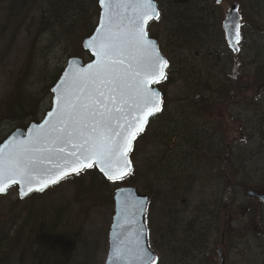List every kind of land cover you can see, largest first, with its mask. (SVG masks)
<instances>
[{"label":"rangeland","instance_id":"obj_1","mask_svg":"<svg viewBox=\"0 0 264 264\" xmlns=\"http://www.w3.org/2000/svg\"><path fill=\"white\" fill-rule=\"evenodd\" d=\"M27 1L32 4L31 10L27 7L24 11H20L21 13H25L26 11L30 12L24 27L22 29L17 28V23H14L12 26L9 25V27L11 26L10 29L3 24V15L9 6V1L0 0V32L5 30L3 34H0V142L9 132L18 129V126L24 127L27 121L41 120L43 113L49 110L51 105V96L49 93H46L45 86L49 87L52 84L50 75L53 74L55 78L59 76L61 68L65 65L68 58L76 56L85 61L89 60L80 47L82 41L81 33L77 32L71 35V37H68L69 39L67 40H65L63 36H59L58 33H56V37H45V35H41L43 33V28L39 24L42 5L41 0ZM155 1L162 11V14L165 12L167 15L168 13H166L167 9L165 7L168 3L167 0ZM195 1H199L204 8L215 9V14L220 19L219 27L213 30L212 27L207 29L205 31V36L203 35V38L197 43L191 40V34H189L187 41L190 42L192 46L193 44L194 46L195 44L200 46L201 51H191L187 47L177 48V46L172 43L173 41L166 39L164 26L168 22L166 21V17L168 18V16H170L169 14L168 16L164 15L160 18L159 22L151 24L148 29V33L160 44L161 55L163 54L169 60L170 66L167 70L169 81L167 84H163L159 87L162 91L164 90L162 112L146 127L142 132L143 135L133 141L132 146L134 149L129 157L133 168V176L130 183L133 182V185L141 194L149 195L152 201L149 206L146 224L149 244L154 249L157 257L155 264H161L160 259L161 261L163 260L162 264H170L169 258L166 256H162V258L161 254L166 253L164 252L166 251L164 237H166L170 231L169 221L172 205L176 204L177 209L183 208V210H185V203L183 202L187 200V202H189V209L191 210V208L194 207L196 211V209H200L202 202H205L210 196H205L203 199V191H200V187L202 185H204V187L207 186L206 178L201 174L196 176L199 178L196 179L195 183L191 180L193 191L190 197H188L183 190H171L170 192L167 189L169 187H165L160 178L162 174L157 170V165H152V160H163L172 142L176 144L174 146L175 149H178V139L176 138L177 134H172L176 135V137L172 138L169 130L167 132L165 131V133H161L155 128L167 126V121L170 122L169 125H171V123H179L178 120L181 112L186 108L191 109V106L186 104L187 99L184 100V98L196 91H201L204 97L207 95L208 90L212 91L214 93L212 107L215 108L217 112H222L224 114L225 111L227 113V109L222 108V105H225L226 102L219 104V97H217V95H220L219 92L223 91L227 78L233 76L236 72L238 73L240 67H242L244 83L247 85V98L253 94V87L259 89V93L254 101H247L243 106L239 103H234L231 107L228 106V113L231 115L234 122L232 123L233 141L235 142V147L239 148V153L235 152L240 156L239 167H237L235 161L230 163V165L226 162L224 163L221 159L215 164H218L219 168L227 167V169H230L232 165L235 164L234 170L228 173L229 182L226 187L227 190H230L229 194L233 193L234 198H236L234 204L240 209L239 215L245 213L243 210L247 209V206L255 209L253 204L244 196L245 188H257L260 185H264V84H262V81L254 80L253 78L252 70L257 71L258 68L250 67L254 51L249 50L251 43L255 48H259L262 42H264V37L260 38L258 36L254 38L253 35V38H250V31L243 30L244 37L239 46V59L243 61L240 67L234 62L227 66V59L224 61V58L222 62H220L217 54L221 52V57L228 54L230 55V52L227 51L226 45L224 44L223 31L220 26L224 19V14L232 3L237 2L239 4L240 10L244 12L242 17L245 18L246 23L251 21L252 24L255 26L257 25L260 29L264 28V9L261 13L254 10L251 4L252 0H222L219 5L215 3L217 0ZM210 4L214 5L211 7ZM20 16H22L23 20V14ZM19 19L18 22H21L20 17ZM93 21L94 19L92 20V24ZM1 24H3V26ZM38 31H40V33ZM38 34H40V36H38ZM199 37H201V35H198V38ZM206 39L209 42L204 43ZM33 40H35V44ZM255 41H258L256 42L257 45ZM224 50L226 53L223 52ZM263 57L264 50H259L256 58L263 59ZM234 80L235 78L232 77V82H234ZM262 85L263 88H261ZM209 93L211 94V92ZM20 96L24 100H26L28 96L33 99L29 104L30 109H26L27 114H29V112L34 113L33 118L25 120V118H23L24 114H21L22 111L16 116V111L18 110L14 108V104L15 101H18ZM228 99H230V97H228ZM191 112L194 114V110H191ZM262 114L263 116H261ZM9 117H13L12 120H7ZM241 121H243V126L240 125L242 124ZM178 123L173 126V129H176ZM238 139L244 142L238 143ZM160 143H165L166 147ZM176 152V150L172 151L173 154ZM222 177L225 178L224 175ZM157 178H159V181H157ZM82 180L86 181L87 177H81V179L76 181H74V179H66V181L55 186V188L44 192L43 196L38 195L40 197H35L33 200L27 199L22 202L18 200L16 189L11 188L5 195L0 197V218L5 222V220H8L10 217L12 211L17 213L22 209V206L31 205L30 202H34L33 206L35 207H39L38 201L41 200L51 201L61 206L69 204L71 205V216L75 218L79 216V220L85 221L83 226L84 235L91 249L88 255L91 260L90 264H103V259L108 249L107 233L111 226L113 204L111 203L105 206L101 203V200L95 199V201H93V198L84 201L81 197H78V200H76V196L80 194L76 190V187ZM122 185L127 186L130 184L127 182ZM122 185L120 183H111L105 191H103L104 193L101 192V197H105V195L112 193L113 190L122 187ZM228 186H233V190ZM163 193H166V198L163 197ZM206 193H209V191ZM16 202L19 204L16 205ZM23 203L25 204L23 205ZM206 204L208 205L210 203ZM7 213L8 216L5 219ZM194 214H196V212ZM257 214V219H262L264 221V205H262V208L258 207ZM189 217L190 216L187 218ZM247 226H250L249 222ZM257 226L258 230L263 233L264 222H259ZM217 242L218 238L216 240V243ZM244 246H246V244H244ZM248 246L249 254L244 253L246 256L245 259L248 258L249 261H245V264H261L263 261L264 249L255 247L253 243H248ZM172 247L177 249V246L172 245ZM204 247L209 249L208 244L207 246L203 245L201 251L198 253L195 252L194 254L193 249L187 250L186 253L181 250V255L178 257L175 256L176 258H174L176 264L179 260L178 264H207L205 262L208 260H206L205 255L200 258L201 253H204L206 249ZM239 248H241V246ZM186 254L192 257L193 262L190 258L186 257Z\"/></svg>","mask_w":264,"mask_h":264},{"label":"snow or ice","instance_id":"obj_2","mask_svg":"<svg viewBox=\"0 0 264 264\" xmlns=\"http://www.w3.org/2000/svg\"><path fill=\"white\" fill-rule=\"evenodd\" d=\"M99 3L104 14L97 35L87 45L96 62L57 90V110L49 113L40 131L27 141L0 149V193L19 183L23 196L27 194L24 186L27 192L33 191L34 184L36 190H43L94 165L112 182L130 173L132 140L148 118L161 110L159 94L149 85L166 78L168 61L145 31V25L159 19L160 13L153 0ZM69 144L71 150L60 155ZM54 154L63 163L42 167Z\"/></svg>","mask_w":264,"mask_h":264},{"label":"trees","instance_id":"obj_3","mask_svg":"<svg viewBox=\"0 0 264 264\" xmlns=\"http://www.w3.org/2000/svg\"><path fill=\"white\" fill-rule=\"evenodd\" d=\"M8 1L9 6L3 15V24L9 27V25L12 26L14 23H17V28L22 29L30 12L26 11L25 13H21L20 11H24L27 7L31 10L32 4L27 0ZM262 1L264 2V0ZM167 2L165 6L167 9L166 13L170 16H168V14L166 15L165 12L161 15V18L164 15L168 16V18L166 17V21L168 22L164 26L166 39L173 41L172 43L177 46V48L187 47L191 51H201L200 46L196 44L192 46V44L187 41V38L189 34H191V40L197 43L203 38V35L205 36V31L207 29H210L213 25L219 27L220 19L218 16L213 18L209 14L212 23L205 22L203 19L205 12L215 13V9L204 8L199 1L196 2L195 0H167ZM41 3L39 24L43 28V33L41 35H45V37H56V33H58L59 36H63V38L67 40L69 39L68 37L79 32L82 37L85 38L90 36L95 27V21L98 16L95 0H41ZM261 11H263V9H261ZM261 11L257 10L258 13H261ZM21 14L24 16L23 20L22 16H20ZM19 17L21 18V22H18L20 20ZM206 18H208V16H206ZM93 19L94 21L92 24ZM3 24L1 25L3 26ZM11 26L9 27L10 29ZM243 28H245L244 30L250 31V38H253V35L254 38L258 36L260 38L264 37V28L260 29L254 24L244 26ZM3 32H5V30L1 31L0 34H3ZM38 32L40 33V31ZM198 35H201V37L198 38ZM38 36H40V34H38ZM33 42L35 44V40H33ZM256 42L258 41H255L257 45ZM204 43H206V40ZM249 50L254 51L253 60L257 62L256 64L252 62L250 67L255 65L254 67H257L259 70L261 66L264 68V57L263 59L256 58L259 50H264V42H262L259 48H255L251 43ZM50 78L52 84L49 87L45 86L46 93H49L51 86L55 83L54 81L56 78L53 74L50 75ZM165 84H167L166 81ZM32 100L30 96H28L26 100L22 99L20 96L18 101H15L14 104V108L18 110L16 111V116L22 111L21 114H24L23 118H25V120L33 118V112H29V114L26 112V109H30L29 104ZM188 106H191V108L195 107V105L192 104ZM261 116H263V114ZM12 118L13 117H9L7 120H12ZM186 124L187 123L184 122L176 127L179 140L185 138L187 129H190V126L192 127V122L187 126ZM239 157L238 154L235 156L237 167L240 165ZM81 177H87V180H82L76 187V190L80 193L76 196V200H78V197H81L84 201L93 198V201H95V199L101 200V203L105 206L111 204L112 193H108L103 198L100 195L109 184L100 178L96 170L90 169L77 176L75 179L79 180ZM75 179L74 181H76ZM131 183L133 184V182ZM44 192L40 194V196H43ZM40 196L33 195L29 199L33 200V198ZM163 197L166 198V193H163ZM33 203L30 202L31 205L29 206H22V209L17 213L12 211L10 217L8 220H5V222L0 218V264H90L91 260L88 255L91 249L84 235L83 226L85 221L79 220V216L76 218L71 216V205L67 204L61 206L51 201L41 200L38 201L39 207H35ZM15 204L18 205L19 203L16 202ZM24 204L25 203H23V205ZM7 216L8 213L5 219ZM244 226L247 227L246 224ZM173 236L174 234L172 230H170L168 235L164 237V244L166 245V251L164 252L166 253L161 254V257L166 256L169 258L170 264H176L174 260V258H176L175 256L178 257L181 255V250L179 251L175 249V247H172V245H174L172 242ZM205 237L204 234L201 235L198 231H192L188 235L185 234L184 240L180 244L183 248L182 251L186 253L187 250L193 249L196 253L200 252L201 247L205 245ZM261 248L264 249V245H262ZM188 254H186V257L190 258L192 261V257ZM160 263L162 264L163 260L161 261L160 259Z\"/></svg>","mask_w":264,"mask_h":264},{"label":"flooded vegetation","instance_id":"obj_4","mask_svg":"<svg viewBox=\"0 0 264 264\" xmlns=\"http://www.w3.org/2000/svg\"><path fill=\"white\" fill-rule=\"evenodd\" d=\"M250 24L252 23L245 22L243 25L249 26ZM235 54L236 56L240 54L239 49ZM251 62L257 63L253 59ZM254 66L255 65H253V67ZM252 74L254 80L262 81V84H264L263 68L257 71L252 70ZM232 77L235 78L234 82H232ZM225 84L223 91L220 92V95H217V97H219V104L226 102L225 105H222V108L227 109V113L224 110V114L222 112H217V110L212 107L214 94L210 90L207 91L205 97L201 91H196L184 98V100L187 99L186 104H192L195 105V107L191 109L186 108L181 112L178 120L179 123L176 122L178 123L177 126L188 121L192 122V126L196 129L194 122L201 120L202 128L198 130L201 132L198 138L199 141L196 142V144H188L189 146H186L181 144L178 136L176 137V135H172L174 133H171L172 138L176 137L178 139V149H175L174 146L176 144L172 142L170 149L167 151L169 159H167V162L163 165L164 168L163 166H157V170L162 174L160 178L165 187L168 186L171 188H167L170 192L171 190L176 191L180 189L190 197L193 191L191 180L195 183L196 179L199 178L196 176L200 174L206 178V180L209 179L211 181V187L215 188L205 202H202L200 209L195 208L196 211L194 207H192L191 210L189 209V202H187V200L183 202L185 203V210H183V208L177 209L176 204L172 205L169 223L170 230H172L176 238L177 249L179 251L182 250V246L178 244L179 242H183L185 234L188 235L196 229L198 233H201V235L204 234V236L208 238L205 245L207 246L208 244L209 249L204 247L206 249L200 256V258H202L205 255L206 260L209 261L205 263L245 264V261H249L248 258L245 259V253L249 254L248 243H253L255 247L259 248L264 245V232L261 233L257 226L259 222H264L262 219H257V209L258 207L262 208V205H264V185H260L257 188H245L244 196L253 204L255 209L247 206V209L243 210L246 214L239 215L240 209L234 204L236 198H234L233 193L229 194L230 190H227L226 187L229 182L228 173L234 170L235 164L232 165L230 169H227V167L219 168V165L215 163L221 159L224 163L230 164L235 161V156L237 155L234 151L235 142L233 141L232 123L234 122L231 115L228 113V106L231 107L234 103H239L243 106L247 101H254L258 96L259 89L253 87V94L247 98V85L244 83L242 67H240L238 75L234 74L228 77ZM261 88H263V85ZM209 92H211V94ZM228 97H230V99H228ZM191 110H194V114ZM153 119H151V121ZM176 123L171 124L174 126ZM241 123L240 125L243 126V121H241ZM166 124L167 126L165 127L155 129L161 133H165V131L167 132L169 130L170 122L167 121ZM237 141L238 143L244 142L240 139ZM160 144L166 147L165 143ZM174 150L177 151L175 154L172 153ZM197 162H200L202 165L199 164V166H196ZM222 173L225 178L222 177L223 175L221 176ZM157 181H159V178H157ZM228 187H230L231 190L234 188L233 186ZM201 190L205 193V190L202 188L200 191ZM206 203L210 204L207 205ZM195 212L196 214H194ZM188 216L190 217L187 218ZM248 222L250 226H244L245 224L247 225ZM217 238L218 242L216 243ZM244 244H246V246H244ZM240 246L241 248H239ZM261 264H264V256Z\"/></svg>","mask_w":264,"mask_h":264},{"label":"water","instance_id":"obj_5","mask_svg":"<svg viewBox=\"0 0 264 264\" xmlns=\"http://www.w3.org/2000/svg\"><path fill=\"white\" fill-rule=\"evenodd\" d=\"M220 1L221 0H219V2ZM153 3L156 6V3L154 1ZM98 8H99L100 15H99V19L97 22V26L95 30L93 31L92 36L84 39L81 44V47L88 54L89 58H91V61L87 64H84L83 61L79 58L69 59L67 61L66 67L63 69V72L61 73V76L56 81V84L50 90V93L52 94L51 109L44 115V118L41 120V122L31 123L27 127L26 130L19 129L17 131H14L12 134H10L8 138L2 144H0V149H4L5 145L10 144V143L27 141L31 135H34L35 133L40 131V126L44 124L45 120L49 119V113H54L57 110V96L59 94L57 90L62 89L63 87H66L67 84H70L71 79L74 74H78L82 72L84 69L88 67L89 64L96 62L97 58L92 54L91 50L88 48L87 45H88L89 40H91L93 37L97 35V31L100 26L101 18L104 14V9L101 8L99 0H98ZM156 9H157V6H156ZM157 11L159 12V10ZM128 14L130 15L131 13L129 12ZM224 18L225 19L221 24V28L223 29V32H224L225 41H227L229 48L232 51H235L237 45L240 43V40L238 43L235 41V37L237 33L236 26L237 25L239 26L238 32H240V22L242 19L238 13V6L236 4L230 5ZM157 20L158 19L150 20L145 25V31L147 30L149 23H151L152 21H157ZM150 40L154 43L157 49L156 41L151 38ZM163 58L166 59L165 57ZM161 81H163V79L158 80L155 83H159ZM155 83L150 84L149 87L159 94V99L162 104L161 93L159 92L157 88L153 86ZM152 116H150L149 118H151ZM140 133H138L136 136L140 135ZM64 147H65V152L61 153L60 155H66L67 152L71 150L70 144ZM131 149H132V145H131ZM130 152L131 150L128 152V156ZM128 160H129V157H128ZM56 163H63V162L58 161L54 154L53 159L51 161H45L42 167L54 168ZM129 167H130V173L126 175L125 178L128 177L132 172V168L130 164H129ZM92 168L97 170L98 174H100L101 178L104 181L111 182L104 176L103 172L100 171L97 165H94ZM85 170H88V169H84L83 171ZM71 176H77V174L70 173L67 176H65L63 179H61L60 181L66 179V177H71ZM55 184H50L44 189L55 186ZM13 186L17 187V196L20 201L28 198L33 193H39V192L44 191V189L36 190L37 185L34 184L33 191L27 192V187L24 186V191L27 194L22 196L21 195L22 186L19 183L10 184L7 187L6 191L10 189V187H13ZM6 191L3 193H0V195L5 194ZM111 200L113 203V217H112V221L110 224L111 226H110V229L107 235L108 251H107L105 261L103 264H153L156 260V257H155L153 250L148 245L146 224H145V215H146L145 211H146V206L149 202L148 196L141 195L136 190L135 187L134 188L133 187H122L120 189H116L113 191ZM137 241H138V245H137ZM141 249H143L142 253H141ZM139 257H143V258H139ZM149 258H151V261L149 260Z\"/></svg>","mask_w":264,"mask_h":264},{"label":"bare ground","instance_id":"obj_6","mask_svg":"<svg viewBox=\"0 0 264 264\" xmlns=\"http://www.w3.org/2000/svg\"><path fill=\"white\" fill-rule=\"evenodd\" d=\"M217 2V1H216ZM215 2V3H216ZM251 4L253 5V8H254V10H260L261 11V9H264V2L262 1V0H252V2H251ZM214 4H210V6L212 7ZM213 17V18H216V15H215V13L214 12H212V13H208V12H205L204 13V17H203V19H204V21L205 22H209V23H212V19L210 18V15ZM206 16H208V18H206ZM212 28L213 29H216L217 27H216V25H213L212 26ZM84 37H82V39H83ZM81 39V40H82ZM82 42V41H81ZM207 42H209L207 39H206V43ZM158 48H159V50H161V47H160V44H158ZM223 52H225V50L223 51ZM226 53V52H225ZM218 54V57H219V60H220V62H222V60L224 59V61L227 59V61H226V63H227V66L228 65H230V64H233V62L235 63V64H238V66L240 67L241 66V63L243 62L242 61V59L240 60L239 59V56L240 55H238V56H236V54H233L232 52H230V55L228 56V55H226V56H223V57H221V55H222V53L221 52H218L217 53ZM227 57V58H226ZM240 71H238V73H239ZM233 73H234V71H233ZM238 73L236 72L235 74H237L238 75ZM240 75V74H239ZM216 93V92H215ZM214 94V93H213ZM219 94H220V92H219ZM221 98V97H220ZM187 124H186V126L187 125H189L190 124V122H186ZM195 123V127H196V129L192 126H190V129H187V131H186V136H185V138H183V139H181L180 140V142H181V144H183V145H186V146H189L188 144H191V145H193V144H196V142H198L199 140H198V138H199V135H200V133L201 132H199L198 130L199 129H201L202 128V121L201 120H198L197 122L195 121L194 122ZM170 129H173V125L171 124V125H169V131L171 132V133H174V134H177V131L178 130H176V129H173V130H170ZM238 147H235V152H238V150H239V148L237 149ZM239 153V152H238ZM165 156V155H164ZM167 159H169V157L167 156V154H166V156L163 158V160H158V159H155V160H152V165L153 166H155V165H157L158 167H162L164 164H165V162H167ZM155 164V165H154ZM199 164H200V162H197L196 163V166H199ZM163 168H164V166H163ZM209 179H207L206 180V186L207 187H204V185H202L200 188H202L203 190H205V193H203V198H205V196L207 197V196H209V195H211L212 194V192L215 190V188L214 187H211L212 185H210L211 184V181H210V183H209ZM209 183V184H208ZM207 191H209V193H206ZM207 194V195H206ZM194 231H198V230H194ZM209 237V236H208ZM172 242H173V244L174 245H177V242H176V238H175V236H173L172 237ZM208 240V238L207 237H205V241H207ZM181 243L179 242V244L178 245H180ZM180 246H182V245H180ZM183 249V248H182ZM193 253H195V251L193 250Z\"/></svg>","mask_w":264,"mask_h":264}]
</instances>
